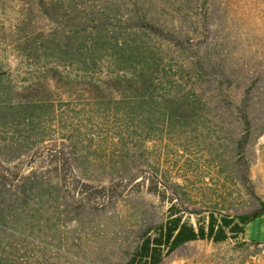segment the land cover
<instances>
[{
	"label": "rangeland",
	"instance_id": "obj_1",
	"mask_svg": "<svg viewBox=\"0 0 264 264\" xmlns=\"http://www.w3.org/2000/svg\"><path fill=\"white\" fill-rule=\"evenodd\" d=\"M173 204L257 216L160 264H264V0H0V264H127Z\"/></svg>",
	"mask_w": 264,
	"mask_h": 264
},
{
	"label": "trees",
	"instance_id": "obj_2",
	"mask_svg": "<svg viewBox=\"0 0 264 264\" xmlns=\"http://www.w3.org/2000/svg\"><path fill=\"white\" fill-rule=\"evenodd\" d=\"M57 12L59 13V11ZM145 26L154 34L172 40L176 45L182 44L176 37L162 32L149 23H146ZM113 82L116 84L114 86L120 88L124 86L119 81ZM250 91L251 88L246 89L238 111L242 125L246 130L250 127L247 114ZM238 147L239 150L242 149V141ZM197 216L195 224H192L184 219L182 211L176 205H171L167 211L166 221L155 225L143 235L140 245L130 255L127 264H160L165 256L191 241L207 240L213 243H221L228 239H237L243 235L244 225L257 215L232 217L219 212L208 211L206 218L199 217V213Z\"/></svg>",
	"mask_w": 264,
	"mask_h": 264
}]
</instances>
